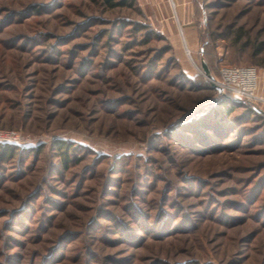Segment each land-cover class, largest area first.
Listing matches in <instances>:
<instances>
[{
	"label": "rangeland",
	"instance_id": "obj_1",
	"mask_svg": "<svg viewBox=\"0 0 264 264\" xmlns=\"http://www.w3.org/2000/svg\"><path fill=\"white\" fill-rule=\"evenodd\" d=\"M191 2L0 0V264H264V0Z\"/></svg>",
	"mask_w": 264,
	"mask_h": 264
},
{
	"label": "built area",
	"instance_id": "obj_2",
	"mask_svg": "<svg viewBox=\"0 0 264 264\" xmlns=\"http://www.w3.org/2000/svg\"><path fill=\"white\" fill-rule=\"evenodd\" d=\"M215 82L221 86L220 94H230L232 97L244 98L250 101H264L259 94L260 73L255 66L224 65L219 69V77ZM20 136L15 131H0V140L18 141Z\"/></svg>",
	"mask_w": 264,
	"mask_h": 264
},
{
	"label": "trees",
	"instance_id": "obj_3",
	"mask_svg": "<svg viewBox=\"0 0 264 264\" xmlns=\"http://www.w3.org/2000/svg\"><path fill=\"white\" fill-rule=\"evenodd\" d=\"M111 7H125V6H134L136 4V0H105ZM219 77V73L218 76ZM227 97H232L229 93L226 94ZM57 147L62 151L64 162L65 164H68L70 161L69 155L70 150L74 147L71 145L70 142H67L65 140H59L56 142ZM17 147L10 145V144H4L2 145L0 143V153L2 156L8 157L12 156L15 153V150Z\"/></svg>",
	"mask_w": 264,
	"mask_h": 264
},
{
	"label": "crops",
	"instance_id": "obj_4",
	"mask_svg": "<svg viewBox=\"0 0 264 264\" xmlns=\"http://www.w3.org/2000/svg\"><path fill=\"white\" fill-rule=\"evenodd\" d=\"M179 21H187L190 17L189 6L192 0H170Z\"/></svg>",
	"mask_w": 264,
	"mask_h": 264
},
{
	"label": "water",
	"instance_id": "obj_5",
	"mask_svg": "<svg viewBox=\"0 0 264 264\" xmlns=\"http://www.w3.org/2000/svg\"><path fill=\"white\" fill-rule=\"evenodd\" d=\"M204 67H205L206 72L208 73L207 75H208L209 80H210L211 83H212V86H213L216 90H218L219 92H221V91H222L221 86H219V85L215 82V80H214V76H213L212 74L209 73V70H208L207 66L205 65V63H204Z\"/></svg>",
	"mask_w": 264,
	"mask_h": 264
},
{
	"label": "bare ground",
	"instance_id": "obj_6",
	"mask_svg": "<svg viewBox=\"0 0 264 264\" xmlns=\"http://www.w3.org/2000/svg\"><path fill=\"white\" fill-rule=\"evenodd\" d=\"M193 57V56H192Z\"/></svg>",
	"mask_w": 264,
	"mask_h": 264
}]
</instances>
